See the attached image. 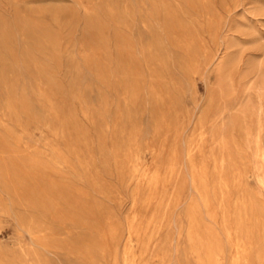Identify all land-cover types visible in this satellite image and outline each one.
<instances>
[{"label": "rangeland", "instance_id": "1", "mask_svg": "<svg viewBox=\"0 0 264 264\" xmlns=\"http://www.w3.org/2000/svg\"><path fill=\"white\" fill-rule=\"evenodd\" d=\"M233 263L264 264V0H0V264Z\"/></svg>", "mask_w": 264, "mask_h": 264}, {"label": "bare ground", "instance_id": "2", "mask_svg": "<svg viewBox=\"0 0 264 264\" xmlns=\"http://www.w3.org/2000/svg\"><path fill=\"white\" fill-rule=\"evenodd\" d=\"M111 7H112V6H111ZM129 15H130V14H129ZM199 47H200V46H199ZM21 105H22V104H21ZM262 177H263V176H262ZM148 180H149V179H148ZM5 184H6V183H5ZM239 247H241V246H239ZM245 248H246V247H245ZM212 250H213V249H212ZM209 253H210V252H209ZM237 254H238V253H237ZM240 258H241V257H240V255H239V260H241ZM242 258H243V257H242ZM239 260H238V261H239ZM235 262H236V260H235ZM235 262H234V263H235ZM239 262H240V261H239ZM234 263H233V264H234Z\"/></svg>", "mask_w": 264, "mask_h": 264}]
</instances>
